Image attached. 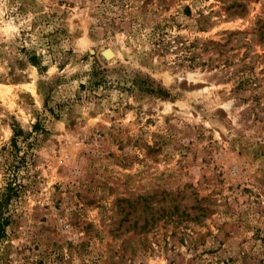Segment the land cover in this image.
Instances as JSON below:
<instances>
[{"label": "rangeland", "instance_id": "obj_1", "mask_svg": "<svg viewBox=\"0 0 264 264\" xmlns=\"http://www.w3.org/2000/svg\"><path fill=\"white\" fill-rule=\"evenodd\" d=\"M9 183L0 264H264V0H0Z\"/></svg>", "mask_w": 264, "mask_h": 264}, {"label": "trees", "instance_id": "obj_2", "mask_svg": "<svg viewBox=\"0 0 264 264\" xmlns=\"http://www.w3.org/2000/svg\"><path fill=\"white\" fill-rule=\"evenodd\" d=\"M30 61L38 66L40 69H42L40 59L36 55L30 56ZM151 92H155L154 89L150 90ZM35 130L41 129L39 127V124L37 123L34 126ZM22 130L18 128H14V137L12 139V145L17 150V141L19 135H21ZM18 188L13 183H9L8 186H6L4 193L2 195V199L0 200V240L5 237L6 233V227L10 224V220L7 216L4 215L6 212V209L8 208V204L12 200L13 197L18 196Z\"/></svg>", "mask_w": 264, "mask_h": 264}, {"label": "bare ground", "instance_id": "obj_3", "mask_svg": "<svg viewBox=\"0 0 264 264\" xmlns=\"http://www.w3.org/2000/svg\"><path fill=\"white\" fill-rule=\"evenodd\" d=\"M107 52V51H106ZM105 52V54L107 55V53ZM107 56H109V55H107Z\"/></svg>", "mask_w": 264, "mask_h": 264}]
</instances>
